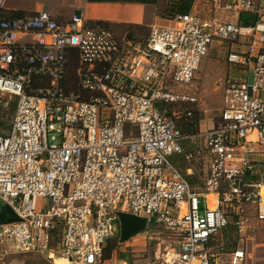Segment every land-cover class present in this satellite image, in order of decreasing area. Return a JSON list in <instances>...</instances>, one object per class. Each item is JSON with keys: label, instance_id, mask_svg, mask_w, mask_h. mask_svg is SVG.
Returning a JSON list of instances; mask_svg holds the SVG:
<instances>
[{"label": "built area", "instance_id": "obj_1", "mask_svg": "<svg viewBox=\"0 0 264 264\" xmlns=\"http://www.w3.org/2000/svg\"><path fill=\"white\" fill-rule=\"evenodd\" d=\"M223 8L256 20L178 13L142 35L76 13H0V105H8L1 96L15 97L9 127L0 129V198L18 218L0 222V261L37 254L53 264H108L104 248L121 211L176 240L155 264H219L211 241L229 216L253 204L264 219V0ZM237 39L245 47L227 62L240 73L225 77L219 115L185 133L169 107L196 102L179 89L216 41ZM185 140L195 147L186 150ZM174 154L206 163L202 191ZM227 255V264H249L242 248Z\"/></svg>", "mask_w": 264, "mask_h": 264}, {"label": "rangeland", "instance_id": "obj_2", "mask_svg": "<svg viewBox=\"0 0 264 264\" xmlns=\"http://www.w3.org/2000/svg\"><path fill=\"white\" fill-rule=\"evenodd\" d=\"M61 0H4V4L11 8H20L18 10L24 11L21 8L29 9H47L56 13L58 10L63 9L69 13L70 10L74 11L80 7L81 3H57ZM68 1V0H65ZM169 0H158L156 5H144L146 8L145 20L139 22L145 28L139 30V33H145L151 22L156 24H168L171 18L163 15L162 10L168 4ZM139 4V3H138ZM87 12V11H86ZM88 15V14H87ZM158 15V16H157ZM68 17V16H65ZM164 18V19H162ZM120 24L134 25L131 22H123ZM112 30L117 34L124 33L125 30L118 26H113ZM147 33V32H146ZM246 44V39H237L235 41H216L209 50L208 55L201 62L199 68L194 74L192 81L186 86L179 89L182 93L196 98V102L188 104H179L169 107V110L177 111L178 116L174 117L176 124L182 121H196L192 129H205L208 128L215 116L219 114L222 106L223 85L225 77L231 71L230 65L227 62V54L229 51L243 50ZM8 102L4 109H9L15 97L8 95L1 96ZM10 110V109H9ZM8 110V111H9ZM190 110L191 116L186 112ZM12 114L6 119L9 124ZM180 117V118H179ZM183 128V126H182ZM185 133V130L182 129ZM203 165V166H202ZM199 174L193 180V188L196 190H203V180L206 175L205 163L200 164L198 169ZM45 202V201H44ZM5 206V202L0 198V209ZM243 211L239 215V227L242 224L243 230L239 235L231 229L230 226L226 228L224 233L228 238V244L224 252L217 251L218 260L220 264L224 263L227 259V252L231 249L233 241H240V245L248 254L249 260L252 261L256 258V254L260 259L264 260V221H261L249 205H242ZM233 216H229L230 222ZM116 236V237H114ZM111 242L115 245L108 259V264H155L159 257L169 252L176 246V240L165 233L159 227H151L144 229L139 233L131 236L123 243L119 242V230L114 232ZM260 259L256 261L262 262ZM55 264H59L54 261ZM0 264H53L45 256L37 254H21L19 256H10L2 259Z\"/></svg>", "mask_w": 264, "mask_h": 264}, {"label": "crops", "instance_id": "obj_3", "mask_svg": "<svg viewBox=\"0 0 264 264\" xmlns=\"http://www.w3.org/2000/svg\"><path fill=\"white\" fill-rule=\"evenodd\" d=\"M227 1L228 0H193L192 6H191V9L189 12L197 13L202 18H208V19L217 18L220 20L235 22L236 20L239 19L238 18L239 13H237L235 11L224 10L223 4ZM57 3H81L80 7H78L77 9H74V11L70 10L69 13H66L67 11H65L63 9H60L56 13H54L60 19H66L67 17H65V16L69 17L72 14L76 13V14H81L87 20L88 24H89V22H93V21H97V20L108 21V22L115 23V24H120L123 22H131L134 24H138L139 22L145 20L144 18H145L146 8L144 6H140L141 3L138 4L136 2H109V1L90 2L87 0H68V1L61 0V1H58ZM142 4L149 5V4H145V3H142ZM151 5L153 6L156 4H151ZM18 9H20V8H11L9 6H6L4 4V0H0V13L2 15L7 16V17H12V15H10V14L13 11H22V10H18ZM21 9H24V11H28V10H33L34 8L33 9L21 8ZM24 11H22V12H24ZM162 19H164V18H162ZM171 19L168 20L169 21L168 24H171ZM151 23L156 24L155 22H151ZM158 24H160V23H158ZM160 25H167V24H160ZM230 68H231V71H229V73L235 74V75H238V73H240V71H237L236 67H234L233 65H230ZM222 105H223V101H222ZM219 112H220V110H219ZM218 115L215 116V119L217 118ZM214 121L215 120H213L212 124L209 127H211L213 125ZM189 133H193V132H189ZM182 145L186 150H188V149L190 150V149H193L195 147V144L189 140L183 141ZM171 161L175 164V166L180 170V172L191 183V185L193 187V184H192L193 180L199 174L198 169L200 168V164L202 162L194 163L192 165L184 158V156L182 154L172 155ZM205 168L207 170L206 163H205ZM197 191H202V190H197ZM209 195L211 196V198H209ZM207 198H208V205L213 206L215 195L213 193H208ZM245 205H249L252 208L253 213H255V215L259 218L258 208L256 205H253V204H245ZM242 211H243V208H242ZM242 211L240 213H242ZM240 213H234L231 215V216H233L231 221H233L235 219L234 218L235 215L237 216V220L236 219L235 220L237 222V225H236L237 226V232L236 233L238 235H239V232H241V229L243 230L242 224L239 227V222H240L239 221V215H240ZM229 220H230V218H229ZM260 220L264 221V219H260ZM229 223H230V221H229ZM239 240L240 241H238V242H236L235 240L233 241V244H232V246H230L231 249L229 251H231L235 248H242L240 246L242 244L241 238ZM228 241H229V238L224 234V232H222V231L218 232V234L215 235L214 239H212V241H211V244L214 247L213 249L215 250V253L218 254L217 251L224 252L226 245L228 244ZM220 246L222 247L221 250H220ZM246 254L249 256V254L247 252H246ZM257 256H259V255L256 254V258L253 259L252 261H250L248 258L249 264H264V260L260 259V257H257ZM227 259H228V255H227ZM227 259L222 264H227ZM257 259H260L262 262L256 261ZM220 263H221V261L219 260V264Z\"/></svg>", "mask_w": 264, "mask_h": 264}, {"label": "trees", "instance_id": "obj_4", "mask_svg": "<svg viewBox=\"0 0 264 264\" xmlns=\"http://www.w3.org/2000/svg\"><path fill=\"white\" fill-rule=\"evenodd\" d=\"M87 1H90V2H101V1L136 2V3H145V4H156L158 0H87ZM192 2H193V0H169L168 4L163 8L162 14L172 18L175 14H178V13H188L190 11V9H191ZM22 13H23L22 11H13L10 15L16 16V15H20ZM238 18L242 22V24H244V25H251L256 20L255 15H253L252 13H248V12H240ZM89 25H101V26L108 27V28H111V29H112L113 26H118L121 29H124L125 32H128L129 34H142V35H145L146 32H147L146 31L145 33H141V32L139 33V30H142V29L145 28L143 25H139V24H134V25H132V24L131 25L115 24V23H111V22H108V21L97 20V21L89 22ZM74 66H75V58L71 57L70 62H69L70 73L72 72ZM14 106H15V99H14V101L12 102V104H11V106L9 108L10 110L9 109H4V107H2L0 105V129H2L4 131H6L8 129L9 124L7 123L6 119L13 113ZM181 121H182L183 128H182V126H180L181 123H179V124L177 123V125L181 128V130L183 129L186 132H195V131H197V129L196 130L192 129V127L195 124H197V119L194 122H192V121H184L183 119H181ZM234 218L237 220V216L236 215H235ZM235 219L233 221H231L226 227L221 229V231L225 233L226 232V228L228 226H230L232 230L237 232V226H236L237 222H236ZM112 236H111V239L113 238ZM114 237H116V236H114ZM111 239H108L107 244H106V246L104 248V257L105 258H109L110 254H111V252H112V250L114 249V246H115L111 242Z\"/></svg>", "mask_w": 264, "mask_h": 264}, {"label": "water", "instance_id": "obj_5", "mask_svg": "<svg viewBox=\"0 0 264 264\" xmlns=\"http://www.w3.org/2000/svg\"><path fill=\"white\" fill-rule=\"evenodd\" d=\"M119 222V242L123 243L131 236L139 233L145 228V221L143 218L135 216L126 212H117ZM18 220L8 205L0 209V222H12Z\"/></svg>", "mask_w": 264, "mask_h": 264}, {"label": "bare ground", "instance_id": "obj_6", "mask_svg": "<svg viewBox=\"0 0 264 264\" xmlns=\"http://www.w3.org/2000/svg\"><path fill=\"white\" fill-rule=\"evenodd\" d=\"M209 198H211L210 195H209ZM54 261H57L59 264H64L63 260L62 259H59V258H55Z\"/></svg>", "mask_w": 264, "mask_h": 264}]
</instances>
